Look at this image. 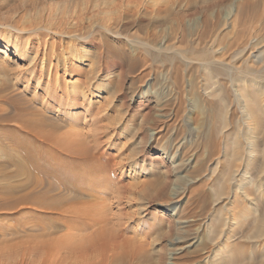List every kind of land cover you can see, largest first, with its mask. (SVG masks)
Here are the masks:
<instances>
[{
	"label": "rangeland",
	"instance_id": "1",
	"mask_svg": "<svg viewBox=\"0 0 264 264\" xmlns=\"http://www.w3.org/2000/svg\"><path fill=\"white\" fill-rule=\"evenodd\" d=\"M0 42V264H168L180 235L199 237L185 264H211L264 221V0H0ZM18 143L54 166L68 143L91 157L76 206L93 211L76 222L11 192Z\"/></svg>",
	"mask_w": 264,
	"mask_h": 264
},
{
	"label": "bare ground",
	"instance_id": "2",
	"mask_svg": "<svg viewBox=\"0 0 264 264\" xmlns=\"http://www.w3.org/2000/svg\"><path fill=\"white\" fill-rule=\"evenodd\" d=\"M9 42L10 41L5 43L4 45L0 42V45H3L2 47L4 48L3 49L4 53L7 56L12 55V56H16V57H22L24 55L23 50L17 46H12ZM35 56L37 57V54ZM36 60L35 59L32 60L31 65H30V66H32L31 69L33 68L34 71H35L36 63H37ZM80 93L81 92H79L77 90L71 91L69 93L70 95H68L67 98L70 100L75 99L79 96ZM247 96L250 97L249 94ZM259 117H261V116H259ZM259 117L258 116L256 117L257 118L256 121H258V122L260 121ZM37 132H39V133H37ZM37 132L35 133L36 135L42 134L40 131H37ZM73 135H75V136H73ZM52 136L51 137H49L48 135L47 136H41L43 139H41L40 141H43V143L47 144V142L49 143V141L55 140V138ZM66 137H65V139H68V137L67 138ZM72 137H74V138L76 137L75 139L77 141H79V143L83 140V138L81 137V134L79 132H76V131L72 133ZM44 138H45V140H44ZM74 138L72 139V141L75 140ZM69 143L64 146L66 148L64 150H66V152H70L69 156L71 157L70 158L71 160L68 162H65V163L64 162H57V164H55L57 166H54L53 164H51L54 162L50 158H46V151H45L46 147H44V146H41V145L38 146V145L32 144L31 146L26 148V147H24V145H22V143L12 145V148L17 150V152L19 151V153H20L21 151H24L26 153L28 151V153L25 156V158H23V156H22L23 154H21V153L17 154L16 158L13 157L14 161H16L15 163L17 165L15 175L25 176L26 179L21 183H16L13 186L9 187V190H11V192L12 191L17 192V191H20L22 189L30 188L31 191H33L31 197L29 199H27L26 197L23 196V197L19 198L20 201H23V199L26 198L27 201L33 206V208H35L38 211L49 212V210L50 211L52 210V211L56 212V214L61 215V216L69 214L70 217L74 218L73 221L78 222L82 215L89 214L90 212L93 211L92 207L84 208L81 206H78V207L76 206L79 202H82V201H79L78 198L83 196V194H84V190H80L78 188V186L81 183H86V181L93 182V178H94L93 177V168H91L89 171L84 170L85 167H89L88 164L93 159L91 157L86 156V155L80 156L76 152L69 151L70 150V148H68L70 146ZM163 158H164V156L159 157L157 160L164 167L163 171H165L167 174H170V171H172L171 168H173V166L168 164ZM23 160L26 162L25 164H24ZM30 171H33L34 175ZM41 173L43 174V176L40 175ZM82 189H84V188H82ZM51 192H54L52 197L51 196L48 197L49 193H51ZM55 192H57V193H55ZM159 192H161V194L163 195L164 188L163 187L160 188ZM178 193H179V191L177 190L172 195L175 196ZM174 198L175 197H171V199L168 200L169 201L168 204H173L175 202ZM149 202H151V201H149ZM149 204H151V203H149ZM143 208L144 207H142V211H143ZM159 208H162L164 210H168V208H166L165 205H163V204L159 205ZM185 210L187 211V209H185ZM91 214H93V213H91ZM95 220H96V223H97V221H99L97 219H95ZM167 222H168L170 227L173 225V223H176L174 228L183 231V230H185V228L188 225L189 218L188 219L184 218L182 214L180 215L178 212H176L174 214L173 218H167ZM233 236H234V234H229V232H228V233H226L225 238L231 239ZM245 237H247V238L245 239V242L242 245L235 244L236 241H238V240H236L235 243H233V244H225V245H223L224 246L223 248H219V250L217 249L216 251L217 252L219 251L218 255H220V258L222 261L219 262L217 260L216 262L215 261L212 262L210 260L212 262L211 264H264V248L258 249L257 251H255L254 248H251L254 246V243H253L254 238H263L264 239V221L262 223L256 225V232L251 233L250 236L246 235ZM68 241H70V239H68ZM92 241H90V242H92ZM198 242H199L198 236L189 237L187 235H180V236L175 237L172 243L174 245H176L177 248H176V251H173V252L171 251V255L169 258L170 262L168 264H185L187 261V257H188L187 253L194 251ZM77 243L78 242H76L75 246L73 245L74 249L75 248L80 249L81 247H83L82 244H80V243L77 244ZM262 244L264 245V243H262ZM243 245H248V246L250 245L249 247L251 248V252H249L247 249H245L243 247ZM100 246H101V248H104V249L109 248L112 246V241L111 240H107V241L104 240V241L100 242ZM255 247H257V246L255 245ZM69 248H70V246H69ZM71 251H72V249H71ZM251 253L255 254V255L251 256ZM132 255L134 257H136V256L138 257L140 255L141 256L145 255L144 249L142 247L138 248V249H136V251H133ZM211 256H212V254L207 255L206 257L210 259ZM46 260H49V259H46ZM213 260H215V259H213ZM49 263H51V261L45 262V264H49Z\"/></svg>",
	"mask_w": 264,
	"mask_h": 264
}]
</instances>
